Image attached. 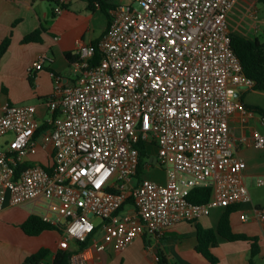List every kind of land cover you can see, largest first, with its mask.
Wrapping results in <instances>:
<instances>
[{
	"label": "built area",
	"instance_id": "built-area-1",
	"mask_svg": "<svg viewBox=\"0 0 264 264\" xmlns=\"http://www.w3.org/2000/svg\"><path fill=\"white\" fill-rule=\"evenodd\" d=\"M239 2L118 4L103 37L78 46L74 82L46 98V121L35 104L0 105V212L46 203L49 212L37 214L62 227L58 250L71 251L70 264H91L88 248L124 250L215 207L251 202L247 162L231 134V116L252 113L241 93L256 84L232 46L230 17ZM47 58L33 62L31 76ZM141 141L156 142L154 162L166 181L136 182ZM248 144L264 148V133L255 130ZM40 149H48L46 161H28ZM197 187L212 188L207 202L190 199ZM255 216L264 220V206Z\"/></svg>",
	"mask_w": 264,
	"mask_h": 264
},
{
	"label": "crops",
	"instance_id": "crops-1",
	"mask_svg": "<svg viewBox=\"0 0 264 264\" xmlns=\"http://www.w3.org/2000/svg\"><path fill=\"white\" fill-rule=\"evenodd\" d=\"M126 2L129 0H106L105 6L97 2L90 6L87 0H0V46L7 37L11 39L0 59V105L7 102L35 104L37 117L46 121L50 116L46 98L54 94L60 84L67 86L74 82L72 63L66 54L77 55L80 44L98 42L109 27L110 9ZM241 3L242 0L235 10ZM37 29H42V41L23 42L25 36ZM42 55L48 57L43 69L31 76L30 66ZM251 91L258 90L245 91L242 97L245 103L264 108V103L250 96ZM231 126L237 153L247 162L245 181L252 196L251 202L236 206L230 216L231 224L235 232L259 238L260 252L256 262L264 264V220L255 216V208L264 206V189H255L264 186L259 183L264 177V148L248 144L255 130L264 133V116L256 112L247 115L238 112L231 116ZM47 150L40 149L28 157V161L45 162ZM162 172L164 182L166 172ZM49 209L46 203L36 202L5 206L0 212V264H26V258L42 247L51 250V258L55 256L62 235L59 231L46 230L32 236L21 228L32 213H47ZM224 211L223 207H215L209 215L195 222H181L158 236L142 235L124 250L112 246L104 251L88 248L90 263L159 264L157 253L161 248L168 255L170 264H211L196 250V232L198 225L216 228ZM243 212L249 215L246 221L241 220ZM50 234L55 237L49 239ZM218 239V245L213 248L218 257L217 264H250L249 241H229L220 236Z\"/></svg>",
	"mask_w": 264,
	"mask_h": 264
},
{
	"label": "trees",
	"instance_id": "trees-1",
	"mask_svg": "<svg viewBox=\"0 0 264 264\" xmlns=\"http://www.w3.org/2000/svg\"><path fill=\"white\" fill-rule=\"evenodd\" d=\"M90 6H93L95 2L100 3L105 6L106 0H87ZM259 2H264V0H257ZM109 6V5H108ZM42 29H37L23 39V42L30 41H42L41 37ZM232 46L235 53L238 55L239 59L243 65V71L245 75L255 80L256 84L253 90H264V41L259 37L250 38L243 33L232 30ZM11 39L7 37L0 46V59L7 51L10 45ZM97 43V42H96ZM94 43V44H96ZM67 58L71 63L75 62L79 55H73L72 53H67ZM102 56L97 52L96 60H99ZM31 82H33V77ZM244 93H241V99L243 100ZM245 106L248 110L256 112L264 116V108L256 105H248L245 103ZM47 129V124H43L37 134H41ZM140 149V164L138 172L136 175V182H139L143 178V173L149 164L154 163L155 156L157 153L156 142L146 144L141 141L138 145ZM26 165V164H25ZM212 196L211 187H197L195 188L191 195L190 199L193 202H207ZM132 199L130 198L125 206L130 204ZM238 205H232L225 208L224 213L222 214L218 225L216 228H204L201 225H198L197 238L198 243L196 245V250L207 258L211 264H217L218 257L214 254L213 248L218 245V237H223L229 241L236 240H245L251 243V254H250V264H258L256 262V257L260 252L259 238L255 236H249L245 233H238L233 230L231 224V213L235 211V208ZM21 228L28 235H39L46 230H57L61 234L63 233L62 227L60 225L48 222L42 218L40 214L32 213L22 224ZM146 235V234H145ZM88 245L87 242H81L79 249H82ZM51 250L47 247H42L38 251L29 255L25 263L26 264H40L44 260L51 259ZM70 250H57L55 257L53 258L54 264H70ZM158 263L159 264H170V259L168 255L160 248L157 253Z\"/></svg>",
	"mask_w": 264,
	"mask_h": 264
},
{
	"label": "rangeland",
	"instance_id": "rangeland-1",
	"mask_svg": "<svg viewBox=\"0 0 264 264\" xmlns=\"http://www.w3.org/2000/svg\"><path fill=\"white\" fill-rule=\"evenodd\" d=\"M230 24L231 30L243 33L250 38L259 37L264 41V2L242 0L239 9L235 10L232 14ZM250 93L253 99L264 103V90L251 91ZM4 140L5 138L0 139V143L4 142ZM162 171L164 169L154 162L146 166L143 177L163 182L162 178L164 173ZM255 189L263 190L264 186L256 187ZM94 221L98 222L100 219L94 217ZM54 237L55 234L49 235V239H53ZM73 246L76 247V244L74 243Z\"/></svg>",
	"mask_w": 264,
	"mask_h": 264
},
{
	"label": "water",
	"instance_id": "water-1",
	"mask_svg": "<svg viewBox=\"0 0 264 264\" xmlns=\"http://www.w3.org/2000/svg\"><path fill=\"white\" fill-rule=\"evenodd\" d=\"M156 161V160H155Z\"/></svg>",
	"mask_w": 264,
	"mask_h": 264
}]
</instances>
